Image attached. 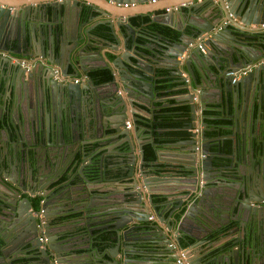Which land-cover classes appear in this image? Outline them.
Listing matches in <instances>:
<instances>
[{"label": "water", "instance_id": "95a60500", "mask_svg": "<svg viewBox=\"0 0 264 264\" xmlns=\"http://www.w3.org/2000/svg\"><path fill=\"white\" fill-rule=\"evenodd\" d=\"M109 1L123 3L134 0ZM136 1L146 3L145 0ZM205 1H208L206 2L208 5H202V12L206 13V18L210 22L207 23L208 25L205 24L207 21L204 24L189 21L188 24L191 25L189 28L174 27L178 32L174 37L160 38L155 35L154 37L158 38L156 43L147 39L141 44L136 40L135 26L130 19L127 17L122 20L121 16L125 13L115 15L117 18L114 19L107 18L103 23L109 29V36L113 40L111 44L106 40L107 37L91 33L96 24L88 27L86 22H78L81 7L75 0L70 3L62 0L49 4L50 22L37 31H34L36 27L31 25L25 27L23 21L25 15H19V12L24 14L27 8L32 9L28 7L29 4L20 5L25 8H20L18 11H10L9 8L13 5L0 2V74L2 73L0 75V114L2 110L7 112L12 125L17 130H22L27 126L31 134L30 138L25 140L26 149L20 145L22 148L21 166H17L16 180L10 179L9 183L2 185L1 174L4 175L5 166L10 163V158H3L0 164V194L2 192L5 194L0 197L2 201L0 202V215L10 221L9 236L2 238L4 243H9L7 246L12 245L16 253L22 250L29 252L30 249H34L37 251L38 264H72L69 257L66 260L64 258L61 260V257L65 255V251H68L69 256L75 255L73 250H76L82 242L86 245L88 253L92 254V260L97 259L102 264H151L149 255L155 256V254L150 245L157 243V245H165L163 251L158 252L162 259L172 260L170 264H206L201 261L199 252V245L203 240H199L188 231L191 223L186 217H188L187 211L191 209L198 213V218L208 215L210 211L212 215L216 213V217L221 218L218 223L226 224L224 228L227 235L216 243V246L222 245L219 247L222 261L220 260L218 264H264V232L259 230L258 222L259 216L261 214L264 216V203L259 207L252 205L253 202L264 199V175L262 177L260 173L257 179V176H245L242 170L237 169L233 171L232 177H223L218 174L219 178H214L212 170L215 167L211 159L218 153L209 149L211 143L204 136V128L198 134L190 133V137L185 140L157 143L152 139V129L139 124L137 120L141 118L138 113L149 114L150 117V113L143 108L140 101H136V97L143 96L151 101L154 100L153 81L160 80L155 75L154 63L160 61V58L170 64L168 67L171 69L170 75L179 76L181 70H185L189 77L190 90H186L187 97L182 99L188 104L187 118L189 120L183 122L181 129L191 128L195 113V102L192 101L194 90L191 85L200 86L196 83L197 77L190 67L192 64L200 76L199 83L215 84L212 87H215L217 95L221 93L223 87L230 91L234 90L231 93V114L227 111L228 101L225 97L227 113L225 116L231 122L229 128L232 131L239 130V124H241V131L245 128V123L239 115L241 107L238 106V98H241L240 94L243 93V99H245L248 93L253 91L252 89H254L253 93L256 91V99L249 111L250 137L256 149L264 151V118L260 116L263 106L262 97L264 98V61L260 62L264 58V30L248 28L250 24L256 25L264 22V0H204L203 3ZM85 3H88L87 0ZM150 7L147 9H154ZM187 7L190 10L193 9V3ZM106 12L108 11L104 10L103 13L106 14ZM73 14L77 18L75 23L67 20ZM13 17L16 19V25L10 28V19L13 20ZM235 20H238V23ZM161 23L168 25L166 22ZM122 27L127 29L124 31L128 36L122 32ZM204 33L206 34L200 39L201 41H193L194 36ZM11 35L15 37L10 38ZM225 39L233 43L236 51L221 47L219 43ZM159 40L166 45L160 44ZM253 41H256L257 48L261 52L256 57H251L246 49V43L251 44ZM197 44H200L201 49L197 47ZM103 46L112 50L113 58L110 60L105 58L106 67H103L109 68L110 78L95 85L88 71L91 68H102L95 67V65L89 68L85 62L92 61L95 56L99 55ZM138 47L146 48L147 51L140 50ZM215 48H217V56L214 55ZM134 54L137 58L133 56ZM14 55L31 57V61H28L30 62L28 69L20 66L18 57ZM210 60L214 62H212L213 65L207 63ZM251 64L254 66L246 76L241 75L232 82V78L238 76L241 68ZM25 65L27 66V63ZM69 68L73 70L74 75L78 71L85 72V77L78 83L64 81ZM5 73H9V80L3 76ZM260 75L263 76L262 79ZM2 77L3 80H1ZM246 81H250V84L253 81L246 87L247 91L244 90ZM228 83L233 88L228 87ZM110 84L114 89L121 84L131 99H124L122 95L115 93V90L108 95L100 90L103 86ZM198 97H201L200 93ZM58 100L61 101V105ZM200 108L202 111L205 103L201 102ZM127 110H130V114ZM125 120L130 121L128 128H123ZM70 121L74 123V127ZM205 124L203 120L200 122L202 127ZM5 129L10 132V122ZM51 137L58 143L64 144L66 138L72 143L70 163L64 174L68 176L74 174L78 181L72 179L73 184L64 181L70 191L65 197L60 191L59 194H48L46 189H43L44 184L40 185V195L46 199L41 204L45 218L41 230L36 227L37 218L30 211L29 198L35 189L32 190V187L26 186L25 182L29 177L31 180L34 179V183L40 184L43 177L35 178L31 175L29 157L32 158L38 147L43 144H51L49 141ZM73 137H76V141ZM148 138L152 140L146 142H150L153 148L157 147L155 155L159 161L167 167L177 164L181 172L178 176L180 179L196 181V185L191 183L192 195L186 196L189 195V188L181 193L184 200L170 209L166 217L160 216L162 210L152 205L151 194L164 197L168 203L170 202L169 195L161 193V190L151 192L146 181H157L163 179V176L168 177L172 174L142 171L140 165L138 166L134 161L135 151H138V159H142V145L146 143L144 139ZM197 138L199 140L196 145ZM107 139L110 140L109 143L99 148L100 145L105 144ZM114 141L117 142L114 143ZM120 145L124 146L123 149L118 148ZM175 145H186L187 149L183 152L174 149L173 152L168 153L167 149ZM252 147L250 146L251 149ZM28 149L32 155L29 154ZM164 150L166 154L177 156L178 159L163 160L160 156ZM263 151L261 155L264 154ZM94 156H97L95 162H93ZM118 164H122V167H119L120 170L128 168L130 172H119L116 169ZM224 169H230V165L225 166ZM108 170L118 175L106 178L105 174ZM93 174H96V179L90 178ZM197 179L205 180L202 184L203 188H201L202 185H197ZM104 180L124 181L119 183L122 186L120 199L109 201L107 194L99 196L98 201L95 195L81 197L82 189L72 186L79 184L87 189L92 182L97 183ZM125 182L130 184H125ZM207 184L210 186L205 187ZM172 186L175 184L172 183ZM126 187H128L127 192H125ZM83 198L87 200L84 204L69 207L70 211H76L78 214V218L73 222L83 224L82 231H75L76 233L72 234L63 228L65 222L71 221L59 223L53 218L56 217L55 215L64 214V206L69 202L68 200L77 202ZM54 199H58V204L55 207L54 205L48 207L53 204ZM143 199L149 201L157 214V219H154L150 226L139 224L146 221L145 217L129 214L135 206L143 202ZM183 202L186 205L189 202V208L190 206L193 208L185 211ZM181 203L182 206L178 209ZM224 212L227 213L224 214ZM158 221H164L165 227H162ZM201 221L193 222L197 226ZM137 227L148 228L143 233L149 236H141V232L134 230ZM40 231L45 236L44 242L37 239V235L41 234ZM180 232L186 233L185 235L194 238L195 241L186 247L181 248L180 246L173 249L170 243L178 242L177 236ZM152 233L156 234L151 235ZM170 234L175 238L172 242H170L172 239ZM73 236L79 240L75 247L67 243ZM235 244H238L239 248ZM166 245L170 246L166 247ZM240 246L241 255L238 257L236 252L240 253ZM149 249L150 251H147ZM1 253L4 255L5 251L2 249ZM194 253L196 254L192 256ZM137 254L139 257L133 258ZM197 256L199 260L195 261Z\"/></svg>", "mask_w": 264, "mask_h": 264}, {"label": "crops", "instance_id": "0c3cea01", "mask_svg": "<svg viewBox=\"0 0 264 264\" xmlns=\"http://www.w3.org/2000/svg\"><path fill=\"white\" fill-rule=\"evenodd\" d=\"M62 0H0V2L2 3H6V4H10L13 6H10V11H18L20 8H25V6H20L23 4H29L30 6L28 7H32V9H28L23 13L19 12V15H25V17L23 18L25 27L31 25L33 27H36L34 29V31H37L38 29H42L46 24H48L50 22V9L48 7L49 4H53L55 2H60ZM69 3L73 0H67ZM78 2L80 8V12H79V17H78V22H86V25L89 27L91 25L94 24H103L105 23V19L107 18H112L114 19L116 16L115 15H119L122 13H125L123 16H121L122 20L127 19V17L130 19L132 18H140L142 16H147L148 18V22L147 23H140L137 24L135 22L131 23L135 26V30H134V34L137 38L138 34H141V32L144 29H148V28H152V24H156V25H161V26H165L167 28H169L171 31L175 32L176 34H178L177 30L174 29V27L176 28H189L191 25L188 24L189 21L191 22H195V23H199V24H204L205 21H207L205 24L210 23L208 18H206V13L202 12V5L206 6L208 4H206V2L204 0H157L155 3H140L137 2L136 0H134L133 2H135L134 6H130V7H120L117 6L116 3H122V2H116L115 1H105V0H87L88 3H85L86 0H75ZM125 3H129V2H125ZM191 3H193V9L190 10L189 7H187L188 5H190ZM116 6H114V5ZM15 5V6H14ZM149 6H151L150 8H154V9H147L149 8ZM104 10H107L108 12L103 13ZM144 11V12H143ZM77 12V11H76ZM104 14V15H102ZM128 14V15H126ZM18 15V16H19ZM21 17V16H20ZM19 18V17H18ZM48 18V19H47ZM117 18V17H116ZM76 16H73L70 18H68L67 20H71L72 23H75L76 21ZM14 20V22H13ZM10 19V28L15 27L16 23V19L13 17ZM49 20V21H48ZM161 22H166L168 25L163 24ZM235 22L238 23V20H235ZM148 24L151 26H148ZM170 25V26H169ZM208 25V24H207ZM258 25V24H257ZM248 28H257L256 26H254V24H250L248 26ZM127 30L124 27H122V32L125 34V36L127 35V32L124 31ZM233 30V29H232ZM91 33L93 34H100V33H95L91 30ZM206 33L199 35V36H194L193 37V41H201L200 39L205 36ZM101 36H104L102 34H100ZM151 36H143L144 38V42L147 39H151L153 40L155 43L158 41V38L154 37L155 35L160 36V38L164 37L163 35H161L160 33H151ZM128 36V35H127ZM15 35H11L10 38H14ZM105 37V36H104ZM171 37V36H168ZM204 39V38H203ZM108 42H110L111 44L113 43V40L111 39V37H107L106 39ZM175 41V40H173ZM160 44H165L163 43L161 40H159ZM221 45V47L223 49H231V51H236V49L233 46V43L231 44L230 41H228L227 39L220 41L219 43ZM246 49L248 50L249 54L251 55V57H256L257 55L261 54V52L259 51V49L257 48V43L256 41L251 42V44L246 43ZM166 45V44H165ZM189 46L191 44H188ZM138 49L140 50H144L147 51L146 48L143 47H138ZM163 49V47H162ZM112 50L103 46L100 49V54L95 56V58H93L92 61L89 62H85V65L88 66L89 68H91L93 65H95V67H106L104 65L105 62V58L107 59H112L113 55H112ZM214 55L217 56V48H215V52ZM18 57V63L20 65V61L23 60L24 63H27V66L25 67L26 69H28L29 67V63L28 61H31V57H20V55H14ZM134 57L137 58V56L134 54ZM161 57V56H159ZM264 58H262L261 60H263ZM12 61L14 59H11ZM160 61H157L156 63H154V71H155V75L157 77L160 78V80H156V82L153 81L154 86H153V94H154V100H149L148 98H144L143 96L140 97H136V101H140L143 104V108L147 110L148 113H150V117L148 116L149 114H145V113H138V115L140 117H143V119L145 120V122H149V123H154V121H152L151 119H155L156 117H158V114H166L169 116H172L176 119L179 120H189L187 117L182 116L183 114H180V108L181 106H188V104L184 101H182L183 98L187 97L186 90H190L189 87V77L186 74L185 70H181L180 75L179 76H174V75H170L169 71L171 70L170 68H168L170 66V64L166 63L164 60L160 59ZM213 61H208L207 63L211 65H213L212 63ZM21 66V65H20ZM57 67V65H56ZM190 67L192 69V71L194 72V74L196 75V83L200 84V86L195 87L194 85H191L192 89L194 90V92L197 90H199V93L201 94V97H199V102L195 103V113H194V119L191 121L192 126L191 129L195 126L198 125V122L200 123L203 120L202 117V112H201V108H200V103L203 102L206 105L212 104L215 105L217 107L216 110L219 111L220 117L222 119H228L225 115L226 113V105H225V97H227V101H228V105H227V111L229 114L232 113V107H231V93L234 92V90L232 89L227 90L226 88H222V91L219 95H217V93L215 92V87H212L213 85L215 86V84L208 82L207 84H205L204 82L199 83V74L198 71L194 68V66L192 64H190ZM108 68V67H107ZM212 68L214 69V67L212 66ZM92 70H94L93 68H91ZM90 69V70H91ZM109 70V68H108ZM89 72V71H88ZM248 73V72H247ZM247 73L245 74V76L247 75ZM2 74V73H1ZM0 74V75H1ZM67 77L66 80L64 81H69L72 82L73 79L77 78L79 80V82L85 77V72H75V75L73 73V70H71L70 68L67 70ZM3 76L5 77V79L9 80L10 75L9 73H5L3 74ZM55 78V76H54ZM240 78V76H234V79L232 78V82L235 79ZM263 76L260 75V79H262ZM184 79H187V82L184 81ZM1 80H3V77L1 78ZM253 82V81H252ZM251 82V84H252ZM73 83V82H72ZM95 85L103 83V82H94ZM156 83V85H155ZM250 84V81H246V83H244V87H245V91H247L248 89H246V87H248V85ZM250 84V85H251ZM233 88L229 83H228V87ZM188 88V89H187ZM100 89V88H99ZM102 91H104V94H111L114 92L118 93L120 95H122V97L125 98H130L129 95H127V93L124 91V88L121 84L117 85V89H114L113 86L110 85H106L103 86L102 89H100ZM254 91V89H252ZM214 91V94H213ZM253 91H250L248 94V96H246L245 99H243V93L240 94L241 98H238V106L241 107L240 113L239 115L241 116V120L243 121V123H245V128L242 129L241 131V124H239V130L236 131H232L231 128H229V124L231 123L228 120V125L226 126H221L222 129H225L227 131V134L223 137H218V138H213L212 141L213 142H217L220 139H228L230 142V151L228 153V157L230 158V162L228 163V165H230V168H235V170H242L243 174L245 176H257V179L259 177V174L262 173V177L264 175V154L261 155V152L263 150H259L256 149L255 143H252L251 137H250V118H249V111H251V107L253 104V101L256 99L255 98V93H253ZM59 99V98H58ZM262 101H263V106H262V110L260 112V116L264 118V98L262 97ZM59 102V100H58ZM126 102V101H125ZM1 103V102H0ZM61 105V101L59 102ZM126 104L128 105V103L126 102ZM167 107H171L172 109L167 110ZM61 108V106H60ZM200 110V112L198 111ZM188 112V111H187ZM127 113L130 114V110H127ZM262 113V114H261ZM151 114H155L154 116H152ZM189 114V112H188ZM187 114V115H188ZM29 116V115H28ZM186 118V119H185ZM129 119V118H128ZM30 120V119H28ZM129 122V126H130V121L129 120H125ZM10 122L11 124V129L10 132L8 130V132L6 131L5 127L8 125V123ZM69 122V120H68ZM74 122V121H73ZM70 123H72V121H70ZM25 124V123H24ZM72 127H74V123H72ZM141 125L145 126L146 128L147 125L142 123ZM123 128H126L125 125L123 126ZM202 128H207V129H212L211 126L207 127L206 125L203 126ZM243 128V127H242ZM149 129V128H148ZM191 129H186L187 131L191 130ZM21 131V132H19ZM189 133H192L189 131ZM31 134L29 132V128L26 126L24 127L22 130H17L16 127H14V125H12V121L11 119L8 117V113L5 111H1L0 114V164H2L3 162V158L5 159V157H7V159L10 158V163L7 164L5 166V173L4 175L1 174V180H2V185L9 183L10 179H15L17 178L18 175V171H17V166L20 165L21 166V161H20V152H22V148H20V145L23 146V149H26V143L25 140H28L30 138ZM190 137V135H189ZM188 137V138H189ZM186 138V139H188ZM21 139V141H20ZM75 139L76 141V137H73V140ZM180 140H185L184 139H179L176 140L175 142H178ZM199 138H197L196 141V145L198 142ZM51 142V144H43V146L38 147V150L34 153L33 157H29V160H31V162H29V165L31 167V175L33 177H43L42 180L40 181V184H36L34 183V179L32 178L29 179V177L26 179L25 185L28 187H32V190H34L33 193H31L30 196H34V195H38L39 192V187L40 185L44 184L43 189H46V192H48V194H54L57 193L59 194V191L63 194L64 193V197L66 195H68L70 193V191H68L67 189V184H64V181H66V183H70L73 184V182H71L72 179H74V181H78V179L75 177L74 174H70L68 176V174H64L65 169H67L66 167L68 166V164L70 163V146L72 145L71 142L68 141V139H65V143H58L55 140H53V138L51 137V139L49 140ZM110 141L109 139L105 140V144L100 145L101 147H105ZM144 141H148V139H144ZM119 142V141H118ZM44 143V142H43ZM116 143V142H114ZM113 143V144H114ZM99 146V148H100ZM250 146L252 147V149L250 148ZM123 145H120L118 148L119 149H123ZM111 147H109L110 149ZM117 149V147H116ZM174 149H178L180 152L184 151L185 149H187L186 145H175L173 146L171 149H167V152H173ZM29 150V149H28ZM166 150V149H165ZM163 151L161 153L160 158L164 159H176L177 156H170V154H166V151ZM30 155L31 151H28ZM137 152V151H135ZM264 152V151H263ZM169 155V156H168ZM51 158H49V157ZM97 159V156H94L93 158V162H95ZM178 159V158H177ZM26 162V158L24 160ZM159 161V160H158ZM11 166H13L11 168ZM117 170H120L119 167H122V164H118L116 166ZM56 174V176L54 175ZM116 175H118V173H116L114 175L113 171H109L105 174L106 178H110V177H115ZM138 176V175H137ZM21 177V176H20ZM55 178V179H54ZM90 178H95L96 179V174H93L92 177ZM163 179H158L157 181H149L147 180L146 183L149 185V190L151 192H157V187H159L163 194L169 195L168 199L180 194V193H184L185 190L189 187H191V183L190 181L186 180V179H180V177H177V179L174 176H163ZM36 180V179H35ZM120 182H124V181H101V182H97V183H91L89 188H85L82 185L76 184V185H72L73 187H79L82 190L80 191V195L81 197L84 196H90V195H95L96 196V200L98 201V197L102 196L104 194H107V198L109 201H111L112 199L117 200V198H121L122 193V186L119 185ZM172 183L175 184V186H172ZM125 184H130L129 182H125ZM160 184V185H158ZM194 184V182L192 183ZM35 185V187H34ZM196 185V183H195ZM210 186V184H207L205 187ZM4 188V187H3ZM66 188V189H65ZM70 189V188H69ZM135 189L137 190V186L135 187ZM128 191V187H126L125 192ZM89 192V193H88ZM87 194V195H86ZM1 196H5V194L2 192L0 194ZM181 196V195H180ZM188 196V194L186 195ZM94 197V196H93ZM92 197V198H93ZM182 200H184V196H181ZM18 199V198H17ZM40 199V198H39ZM100 199V198H99ZM42 200V199H41ZM172 198L170 199V201L172 202ZM69 202L65 204L64 206V214L63 215H55L56 217L53 218L54 221L56 222H65V221H71V222H65L63 228L67 231L70 232L72 234H75L77 231H82V223L78 222L75 223L73 222L74 219L78 218V214L76 213V211H70L71 205L78 207L79 205L84 204L87 200L86 198L82 199V200H78L71 202L70 200H68ZM2 202V201H0ZM58 199H54L53 204L48 205V207L58 204ZM169 202V203H171ZM53 208V207H52ZM227 212H224V214H226ZM219 218V217H218ZM56 219V220H55ZM157 219V217L155 218ZM221 218H219L220 220ZM263 219V220H262ZM262 220V223H264V216L263 214H261V216H259V221L260 222ZM154 219H151L150 223H153ZM159 224L162 227H165V222L163 221H158ZM212 224H210V228L211 230H215L212 234H217L218 231L221 232L222 229H225L224 227H226V224H224V222L218 223L219 221H217V219H215L214 221L212 220ZM10 221L8 218H5L4 216L0 215V264H38L37 263V251H35L34 249H30L29 252L27 251H19V253H16L15 248L11 245L7 246L8 244L4 243L2 241V238L4 236L8 237L10 230H8V226ZM54 223V222H52ZM234 225V224H233ZM233 227V226H232ZM202 230H198L197 228H192L190 233L191 234H199L202 235L204 233H206V231L209 228H204L201 227ZM263 229L262 226H259V230ZM76 231V232H75ZM219 233V232H218ZM236 234V233H234ZM199 235H197V237L201 238ZM171 236V240L170 242H172V240H174V236L172 234H170ZM186 236V235H185ZM211 236V235H210ZM70 241H68V244H71L75 247V244H78L77 241H79L77 239L76 236H73V238L69 239ZM222 239L218 240L217 242L221 241ZM82 242V240H81ZM216 242V243H217ZM172 244V248L173 249H177L174 243H170ZM216 245V244H215ZM77 246V245H76ZM170 245H166V247H168ZM181 246V245H180ZM187 245L183 246L186 247ZM26 247V246H25ZM78 248H76V250H73L75 252V255L73 256H69L67 255L68 251H65V255L63 257H61V260L64 258L66 260V258L69 257V260L71 261L72 264H102L99 262V260H92V254L88 253V249L86 248V245L82 242L81 245L77 246ZM234 247V246H232ZM24 248V246L22 247ZM150 248L153 250L154 254L157 255H153L150 254V261L149 263L151 264H170V262L172 260L168 259H162L160 256V252H158L159 250H162L163 248H165V245H157V243H151ZM5 251V254L2 255L1 250ZM26 249V248H25ZM28 249V248H27ZM218 250V249H217ZM147 251H150L147 250ZM163 251V250H162ZM219 252V250H218ZM18 254H20L19 256H17ZM196 253H194L192 256H194ZM236 256H240L241 252H236ZM148 255V254H147ZM153 255V256H152ZM157 257V258H156ZM155 258V259H154ZM239 259V258H238ZM199 257L197 256L195 261H198ZM148 261V260H147ZM39 262V261H38Z\"/></svg>", "mask_w": 264, "mask_h": 264}, {"label": "trees", "instance_id": "16d2710c", "mask_svg": "<svg viewBox=\"0 0 264 264\" xmlns=\"http://www.w3.org/2000/svg\"><path fill=\"white\" fill-rule=\"evenodd\" d=\"M132 22H135L137 24L140 23H147L148 18L147 16H142L139 19L138 18H132ZM148 26H150L148 24ZM152 28L144 29L141 34H138L136 40L139 44L144 43V38L143 36H151L150 34L153 33H160L164 37L166 36H171L174 37L176 36V33L171 31L169 28L161 25H156L152 24ZM150 26V27H151ZM93 32L95 33H100L104 35L105 37H110L109 36V29L106 24H97L93 28ZM88 75L93 78V80L97 83L99 82H104L107 81L110 78V73L107 68H102V69H94L90 70L88 72ZM167 110L172 109L171 107H167ZM217 107L215 105L209 104L206 105L205 108L202 110V117L203 121L206 123L205 125L207 127L211 126L212 129H204V136L206 139L211 143L209 149L212 152H217L218 155L214 156V161L217 164H226L222 166V175L224 177H232L234 175V170L235 168H230V169H224L225 166L228 165L230 162V158L227 156L229 151H230V142L228 139H220L217 142H213V138H218V137H223L227 134V131L225 129H222L221 126H226L228 125V120L229 119H222L219 118L220 114L219 111L216 110ZM254 110V108H253ZM188 106L184 105L181 106L180 108V114H183L182 116L187 117L188 115ZM158 117L155 118L154 123H149L145 122L143 117L137 118L139 124H146L147 127L152 129V139L154 142L160 143V142H175L176 140L179 139H186L189 137L190 133L187 130L181 129L183 120L176 119L172 116L166 115V114H158ZM158 119V121H156ZM160 131V132H159ZM157 147H152V144L150 142H146L143 146L144 150V156L147 160H152L155 158V149ZM164 166V164L162 163ZM170 168V167H169ZM172 168V167H171ZM164 169H168L167 165L164 166ZM219 232V233H218ZM217 234H212L210 239L208 241L212 240H218L220 238V235H222V232L218 231ZM188 242H192L191 238H181V243L185 246L188 244ZM181 244V245H182ZM182 245V246H183Z\"/></svg>", "mask_w": 264, "mask_h": 264}, {"label": "flooded vegetation", "instance_id": "af4514ba", "mask_svg": "<svg viewBox=\"0 0 264 264\" xmlns=\"http://www.w3.org/2000/svg\"><path fill=\"white\" fill-rule=\"evenodd\" d=\"M25 68V67H24ZM91 79H93L92 77H91ZM95 82V81H94ZM78 83V82H77ZM153 123V122H152ZM149 128V127H148ZM160 132V131H159ZM151 136H152V133H151ZM149 140L148 141H151L152 139H150V138H148ZM114 142H117V141H114ZM143 146H144V144L142 145V148H143ZM100 148H101V146H100ZM134 161H136V164L139 166L140 165V167H141V169H142V171H144V170H148L150 173H152V172H154V173H156V174H160V173H162V172H170L171 174H172V176H174L175 178H177L179 175H180V168L177 166V164H173L170 168L168 167V169H164V166L162 165V161H158V159H157V156L155 155V158L154 159H152V160H147L146 158H145V156H144V150H143V157H142V159H138V151L136 152V157H135V160ZM211 161H212V164H213V166L215 167L213 170H212V177H214V178H219L218 177V174H220L221 176H223L222 175V166H224V165H226V164H217V163H215V161H214V157L211 159ZM157 163V164H156ZM121 171H124V173L125 172H130V170L127 168L126 170H125V168L124 169H122V170H119V172H121ZM122 173V172H121ZM120 174V173H119ZM138 174V173H137ZM159 177V176H158ZM162 176H160L159 178H161ZM224 177V176H223ZM193 183V182H192ZM194 183H196V181H194ZM203 183H205V180H203V179H197V185L198 184H200V185H202ZM158 185H160V184H158ZM204 186L202 185V187L201 188H203ZM158 189L157 190H159L160 188L159 187H157ZM189 195H188V197H190L191 195H192V193H191V191H192V189H191V187H189ZM181 195V193L180 194H177V195H175V196H173V197H171V198H174L175 197V199H173L172 200V202L171 203H168L167 201H166V199L164 198V197H159V195L158 194H151V199H152V205L153 206H155L156 208H158V209H160V210H162V213H161V215L160 216H162V217H166V215H167V213H168V211L170 210V209H172L173 207H175V206H177L181 201H183L182 200V197L180 196ZM40 198V199H39ZM170 198V199H171ZM42 199V200H41ZM29 200H30V204H31V209H30V211H32V212H34V211H37L39 208H41V204L43 203V202H45V198L44 197H42L40 194H38V195H34V196H31L30 198H29ZM184 203V202H183ZM264 203V199H262V200H260V201H258V202H253L252 203V205H255V206H257V207H259V206H261V204H263ZM182 206V203L179 205V207H178V209L180 208ZM188 208H189V202L187 203V205H186V203H184V209H185V211L186 210H188ZM190 208H193L192 206H190ZM189 208V209H190ZM178 209H176V210H178ZM195 210H196V208H194ZM41 210H42V217H43V220H44V222H45V218H44V216H43V209L41 208ZM155 209H153L152 207H151V205L149 204V201L148 200H146V199H143V202L141 201V204H139V205H137V206H135L134 208H133V210H131L130 211V215H132V214H137V216L138 217H145L146 218V221H144V222H141V223H139V224H141V225H146V226H150L152 223H150V221H151V219H155L156 217H157V214L155 213V211H154ZM187 216L188 217H186V219L187 220H189L190 221V223H191V225H190V227H189V233H190V231H191V229L192 228H197L198 230H202V228L201 227H203V229L204 228H209L207 231H206V233H204V234H202V235H199V234H197V235H199L201 238H199V237H197V235H195V234H192L194 237H197L199 240H203V242L199 245V252H200V254H201V261L203 262V263H206V264H218L219 263V261L221 260L222 261V258H221V256H220V252L221 251H219L218 252V250H219V247H221L220 245H218V246H216L215 244H216V242L218 241V240H220V239H223V237H225L227 234L225 233V231H226V229H222L221 230V232H222V235H220V238L218 239V240H212V241H208L209 239H210V235H212V231H213V233H215L214 231L215 230H211V228H210V224H212L213 222H212V220L214 221L215 219H217V221H219V218L218 217H216V213H215V215H212V213H211V211L209 212V214L208 215H203L202 217L200 216V218H198V213L197 212H193V211H191V209L189 210V211H187ZM35 217V216H34ZM126 218V217H125ZM196 220H202L201 221V223H200V225L199 224H197V226H195L196 224H194V222L193 221H196ZM263 220V219H262ZM262 220L259 222V226L261 225L262 226V228L263 229H261L260 231L261 232H264V223H262ZM264 222V221H263ZM148 228H140V227H137V228H135L134 230H136L137 232H141V236H146V237H148L149 235L148 234H144L143 232L144 231H146ZM42 230V229H41ZM205 230V229H204ZM203 231V230H202ZM39 233H41V234H38L37 236V239L39 240V241H42V242H44L45 241V236L43 235V233H42V231H40ZM143 234V235H142ZM156 233H152L151 235H155ZM185 234L186 233H184V232H180L179 233V235L177 236L178 237V242H176L175 243V246L176 247H180V245L182 244L181 243V238L183 239V238H191L192 239V242H194L195 241V239L194 238H192V237H190V236H188V235H186L185 236ZM191 234V233H190ZM158 236V235H157ZM189 243H191V242H188V244ZM137 244V243H136ZM187 244V245H188ZM142 246H145V244H141ZM183 245V244H182ZM181 245V248L184 246H182ZM135 246H138V245H135ZM235 246H237L238 248H239V245L238 244H235ZM218 249V250H217ZM240 252H241V246H240ZM155 255H157V254H155ZM139 256H138V254L137 255H134V257L133 258H138ZM148 264V263H147Z\"/></svg>", "mask_w": 264, "mask_h": 264}, {"label": "built area", "instance_id": "2783aa9c", "mask_svg": "<svg viewBox=\"0 0 264 264\" xmlns=\"http://www.w3.org/2000/svg\"><path fill=\"white\" fill-rule=\"evenodd\" d=\"M157 0H147V2L149 3H155ZM117 6H120V7H130V6H134L135 5V2H130V3H116ZM259 28L263 29L264 30V22H261L257 25ZM197 47L199 49H201L200 47V44H197ZM264 60H261L260 62H263ZM26 63H24L23 60L20 61V65L21 66H25ZM254 66V64H251V65H246L245 67L241 68L239 71H238V76H241V75H245L247 72L250 71L251 67ZM26 69V68H25ZM185 82H187V79H184ZM73 83H77L79 82V80L77 78L73 79L72 81ZM194 92V91H193ZM198 94H199V90L196 89V91L194 92V95L192 97V101L195 102V103H198L199 102V97H198ZM200 112V110H198ZM125 127L128 128L129 127V122L128 121H125ZM191 129V128H190ZM202 129V126L200 125V123L198 122V125H195L191 130H189L190 132L192 133H195V134H198L200 132V130ZM32 214L34 216L37 217V221H36V227L38 228H42V225L44 223V220H43V217H42V210L39 209L38 212H32Z\"/></svg>", "mask_w": 264, "mask_h": 264}, {"label": "clouds", "instance_id": "9594fccd", "mask_svg": "<svg viewBox=\"0 0 264 264\" xmlns=\"http://www.w3.org/2000/svg\"><path fill=\"white\" fill-rule=\"evenodd\" d=\"M146 2H147V0H145ZM123 3H125V2H123ZM130 3V2H129ZM149 3V2H148ZM254 26H256L257 28H259L258 26H257V24L256 25H254ZM261 29V28H260ZM264 60V59H263ZM202 112V111H201ZM39 209H41V208H39ZM38 209V210H39ZM38 210L37 211H34V212H38ZM32 212V211H31ZM36 217V216H35ZM37 218V217H36ZM37 221V220H36Z\"/></svg>", "mask_w": 264, "mask_h": 264}, {"label": "rangeland", "instance_id": "374dc122", "mask_svg": "<svg viewBox=\"0 0 264 264\" xmlns=\"http://www.w3.org/2000/svg\"><path fill=\"white\" fill-rule=\"evenodd\" d=\"M125 123V122H124Z\"/></svg>", "mask_w": 264, "mask_h": 264}]
</instances>
